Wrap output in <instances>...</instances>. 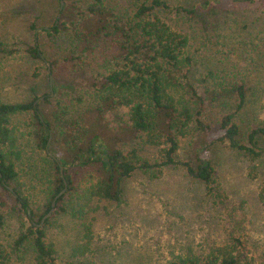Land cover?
<instances>
[{
  "label": "trees",
  "instance_id": "trees-1",
  "mask_svg": "<svg viewBox=\"0 0 264 264\" xmlns=\"http://www.w3.org/2000/svg\"><path fill=\"white\" fill-rule=\"evenodd\" d=\"M107 1L90 0L83 8L63 6V21L43 29L48 36H65L70 44L61 62H51L49 91L27 101L0 102V205H6L3 192L11 198L12 210L27 220V225L22 222L11 252L17 254L27 247L31 264H56L53 245L45 240L49 218L42 226L40 223L65 183L66 190L55 204L61 212L67 210L72 193L77 200L119 201L124 180L135 171L155 180L165 168L176 166L203 182L216 197L220 185L209 160L212 143H225L250 161L262 155L259 141L264 140V127L251 130L243 139L236 119L249 98L247 84L253 73L247 71L263 55L264 0H128L126 6ZM235 11H255L243 16L245 28L251 24L252 34L263 35L241 39ZM188 22L192 27H196L193 22L199 23L207 31L211 28L224 46L241 39L245 48L239 60L244 61L219 69L196 60ZM30 28L37 29L34 23ZM17 52L0 40L1 57H13ZM25 52L34 60H43L36 38ZM221 55L220 65L226 58ZM85 58L98 59L104 73L87 78L92 103L83 118L55 110L49 98L62 88L74 89L72 80L62 82L58 74ZM254 76L252 87L264 90V73ZM212 106L225 111L216 123L205 120ZM20 114L31 115L28 144L33 142L44 156L24 154L25 145H20L12 125ZM113 128H117L116 134ZM188 135L196 137L193 162L178 158L180 139ZM130 137L141 140L140 148L154 147L156 156L145 158L136 146L124 151L120 144ZM31 173L44 186L42 207L33 208V200L26 194V178ZM259 200L264 206V184ZM3 221L0 213V228ZM240 245L238 238L227 239L205 255L178 256L170 264H257ZM10 256L0 243V264H6Z\"/></svg>",
  "mask_w": 264,
  "mask_h": 264
},
{
  "label": "rangeland",
  "instance_id": "rangeland-1",
  "mask_svg": "<svg viewBox=\"0 0 264 264\" xmlns=\"http://www.w3.org/2000/svg\"><path fill=\"white\" fill-rule=\"evenodd\" d=\"M89 1L0 0V40L18 50L13 57L0 56V102L27 101L49 91L52 83L51 62H61L63 52L70 48V44L65 36H48L43 29L55 21H63L60 12L63 6L70 4L83 8ZM109 1H113L110 4L119 2L128 5V0ZM254 14L255 11L247 14L233 12V17H238L240 26L237 35L241 39H255L251 24L245 28L243 18ZM32 23L37 29L30 28ZM193 24L196 27L189 25V22L186 26L194 35L191 51L196 60L214 67L217 65L219 69L244 61V58L239 60L244 45L241 39L234 42L235 45L224 46L217 41V34L211 28L207 31L203 25ZM33 38L43 51V60H34L25 52ZM261 44L264 45V41ZM261 51L262 57L247 71L249 75L253 73L247 84L249 98L236 119L243 139L251 130L264 127V90L252 87L254 75L264 73V47ZM221 52V57L226 58L220 65ZM73 66V69L64 70L58 76L62 82L72 80L74 89L62 88L56 95L51 94L49 99L55 110H67L69 114L84 118L86 109L92 103L87 94V78L103 74L104 68L96 58H85L80 62L75 60ZM224 112L220 106L209 107L205 120L216 123ZM30 117V114L16 115L12 120L13 128L20 145H25V155L32 153L36 156L38 153L44 156L43 152L34 148L33 142L28 144L32 139L28 125ZM113 131L116 134L117 128H113ZM194 136L180 139V160L193 162L196 153ZM130 138L120 144L124 151L141 147L139 138ZM259 145L262 155L255 161H250L242 152L229 148L225 143L214 142L210 145L209 160L220 185L216 197L207 191L203 182L191 177L181 166L165 168L163 175L155 180H149L141 171H135L124 180L119 201L97 198L77 200L75 193H72L68 196L67 207L64 206L67 210L61 212L54 207L45 225V240L53 245L55 263L170 264L178 256L205 255L227 239L238 238L241 251L253 257L257 264H264V206L259 200L264 184L263 139ZM156 153V149L149 145L140 148V154L145 158L153 159ZM33 178L32 173L26 178V194L33 200V208L42 207L45 203L42 193L44 186H41L40 180ZM2 196L6 205H0V213L4 216L0 243L11 253L6 264H31L27 247L17 254L11 252L22 222L25 225L28 223L12 210L11 198L3 192Z\"/></svg>",
  "mask_w": 264,
  "mask_h": 264
},
{
  "label": "water",
  "instance_id": "water-1",
  "mask_svg": "<svg viewBox=\"0 0 264 264\" xmlns=\"http://www.w3.org/2000/svg\"><path fill=\"white\" fill-rule=\"evenodd\" d=\"M62 4V3H61ZM62 170V169H61ZM66 187H67V184L65 183V188L55 197V199L53 200V202H52V207H51V209H50V211L44 216V218L42 219V221H41V223H40V225L44 222V220L46 219V218H48L50 215H51V213L53 212V210H54V207H55V204H56V199L59 197V196H61V194L66 190Z\"/></svg>",
  "mask_w": 264,
  "mask_h": 264
}]
</instances>
